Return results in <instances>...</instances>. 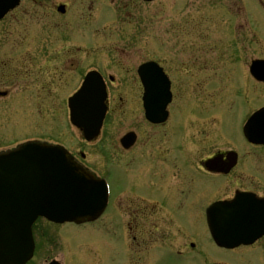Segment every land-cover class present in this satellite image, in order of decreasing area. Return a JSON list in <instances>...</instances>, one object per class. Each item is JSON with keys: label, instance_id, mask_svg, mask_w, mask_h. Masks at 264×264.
Returning <instances> with one entry per match:
<instances>
[{"label": "flooded vegetation", "instance_id": "1", "mask_svg": "<svg viewBox=\"0 0 264 264\" xmlns=\"http://www.w3.org/2000/svg\"><path fill=\"white\" fill-rule=\"evenodd\" d=\"M15 2L13 0L11 4ZM98 3L103 6L98 0H18L16 5H11L0 19V35L4 37L3 39L11 41L15 49L10 60L11 65L5 63L2 67L11 68L15 74L0 75V79L12 81H18L19 78L24 81L33 79V71L36 70L31 47L34 41L45 42L43 45L46 46V54L43 56L46 58L54 54L53 56L58 57L60 61V57L65 54L64 50L74 51V49H64L63 46V50L53 47L60 41L85 39L95 34ZM103 3L112 5L113 0H105ZM144 3L142 0H130L125 5L118 2V7L133 8ZM243 3L247 5L245 1ZM249 4L255 12L264 9V0H250ZM124 54L128 56L126 50ZM210 54L206 49H201L186 55L185 58H177L173 55L170 58L169 71L160 61H155L167 75L172 93V99L166 107L167 117L162 122L153 123L146 117L145 82L152 75L139 74L138 69L147 61L141 62L136 67L134 64H128L127 59L123 64L118 60L117 67L124 75L117 91H111V85L116 84V79L111 75L105 76L99 71L106 83L108 97L107 113L97 137L88 140L81 129L72 125L75 131L73 133L76 135H72L70 143L62 141L51 132L43 134L42 139L39 136L36 138L65 148L78 164L97 177L105 179L108 184V201L103 214L92 222L60 224L38 218L32 226L34 250L32 257L25 264H75V262L102 264L101 256L94 258L89 250L93 249V253L100 254L99 246L86 244L83 247L81 244L77 252L75 248H70V240L73 236L70 235L69 227L88 226L95 228L90 233V237L102 240L100 234L106 236V241L103 240V243L108 247L106 250L108 257L111 253L121 254L120 259L110 258L105 264H180L182 262L253 264L252 258L258 260V264H264V164H256L257 154L264 153V145L251 142L244 134L245 124L257 109L254 108V104L248 103L247 105L251 106L240 121L244 148L241 149L228 141L233 147L224 148L222 144V147L218 144L219 140L221 143L224 141L219 129L222 123L224 100L223 86L220 90L219 74L223 72L224 59L220 53ZM44 66L46 70L40 71L42 77L37 75L35 78H40L38 81L46 79L50 84L61 86L65 81L64 75L68 72L65 66L48 63ZM50 67L52 71L49 70ZM172 67L175 68L174 71ZM210 72L216 74L214 80L209 79ZM129 79L133 83L130 84ZM251 80L253 87L256 80L253 77ZM133 89L135 95L134 98H130ZM180 91L185 96L183 102H177ZM8 94V91H0V98ZM55 95L56 93L51 92L47 96L49 98ZM132 108L137 112L135 115L138 122L129 125L135 129L128 128L116 140L120 149L115 154L112 146L106 147L105 144H101L104 149L102 157L104 160L94 161L87 153L88 146L94 144L106 125L114 128L113 125L118 126L120 122L122 124L123 119L128 117L127 110ZM116 116H124V118L116 119ZM108 118L109 120L115 118L116 124L115 122L112 125L108 124ZM175 124L178 128L180 126L178 139L181 140L180 149L186 154L184 164L170 160L175 132L172 128ZM106 133L109 137L113 134L112 129H106ZM129 133H134L136 140L131 147L125 148L121 140ZM70 137L71 135L69 139ZM212 137L213 140L216 139V143L211 145ZM135 148L140 150L142 158H147L151 163L140 164V169L142 173L153 174L154 179L147 185L143 184V188H152L153 192L138 191L141 184L133 179L129 183L126 182L127 186L123 191L117 193L114 191L113 177L118 171L124 175V179H127L126 176L130 174L134 163ZM195 151L202 153L197 159H193ZM247 152L248 155L254 156L250 158H253L250 160L251 164H241ZM196 177L211 178L216 182L217 194L213 199L189 202L195 193ZM229 185L236 188L233 195L225 196ZM225 202L235 203L232 209L212 208L215 205L223 206ZM190 203L193 204L192 209ZM118 230H120V250L116 246L113 252L110 249L111 240L118 238ZM212 231H216L219 238L229 237L228 233H232L230 237H233L237 244L232 247L217 244L211 234ZM85 233L89 235L88 229ZM204 241L211 243L232 259L227 257L214 259L210 256L208 247L204 246ZM87 250L92 260H87L83 255Z\"/></svg>", "mask_w": 264, "mask_h": 264}, {"label": "rangeland", "instance_id": "2", "mask_svg": "<svg viewBox=\"0 0 264 264\" xmlns=\"http://www.w3.org/2000/svg\"><path fill=\"white\" fill-rule=\"evenodd\" d=\"M98 1L103 6L97 4L95 34L90 38L60 41L53 47L63 50V46L64 49H74V51L64 50L65 54L62 53L63 57H60V61L58 57L53 56L54 54L46 58L43 56L46 54V46L43 45L45 42L34 41L31 47L32 60L36 70L33 71V79L31 81H24L20 78L18 81L0 79V91L9 92L8 96L0 98V151L28 142L33 138L36 139L38 136L42 139V135L49 132L57 135L62 141L70 143L72 135L76 134L73 133L75 131L69 120L67 98L78 89L88 71L96 69L102 71L105 76H113L117 82L111 85V91H117L118 86L122 84L124 75L123 72H120L122 70L117 67L118 60L123 64L127 59L128 64H134L136 67L143 61H160L169 71V69L171 70L170 58L173 55H176L177 58H185L186 55L201 49H206L209 54L212 53L210 55H213L214 52L220 53L224 59L223 72L219 74L220 90L223 86L222 97H224L222 123L219 129L224 141L221 143L219 140L218 144L221 147L223 145L224 148H230L233 146L228 142H231L241 149L244 148L240 121L252 104L256 109L264 106V84L256 82L252 87V77L249 74L251 62L255 59H264V9L255 12L250 7V0H156L133 8L118 7V2L125 5L130 0H113L112 5H104L105 0ZM244 1L247 5L243 3ZM3 38L0 35V75L15 74L11 68L3 69L2 67L5 63L11 65L10 60L15 52L12 42ZM124 50H126L127 57ZM46 59L47 61H45ZM46 63L65 66L68 72L64 75L65 81L62 83V87L59 84H50L49 81L46 82V79L38 81L42 77L40 71L46 70V66L43 67ZM174 69L172 67L173 71ZM49 70L53 69L50 67ZM37 75H40L39 79L35 78ZM208 75L210 80H214L213 77L216 76L213 72ZM70 80L72 81L69 82ZM107 81L109 82L108 79ZM128 82L133 83L130 82V79ZM134 91L133 89L129 95L130 98H134ZM51 92L56 95L48 98L47 95H50ZM184 99L185 96L180 91L177 102H183ZM248 103L251 105H247ZM135 114L137 112L135 108H132L127 110V118L124 116L115 117L116 119L124 118L122 124L120 122L118 126L113 125L114 128L106 125L94 144L88 146L89 157L94 161L104 160V158L102 159L104 149L101 144H105L106 147L112 146L114 154L119 151L120 148L116 140L125 130L134 128L129 124H137L138 120ZM176 114H178L177 111ZM115 118L111 120L108 118V124L112 125L113 122L116 124ZM109 128L112 129L113 134L108 137L106 129ZM172 129L175 132L170 160L184 164L186 154L184 150L180 149L181 140L178 139L180 126L178 128L175 124ZM213 138L210 139L211 145L216 143V139L213 140ZM134 150V163L130 174L126 176L127 179H124V175L118 171L113 177L114 191L120 193L127 186L126 182L129 183L135 179L141 184L138 191L152 193V188H143V184L147 185L149 181L153 180V174L142 173L140 169V164L151 163L147 158L140 156L138 148ZM195 152H193V159L202 155L200 152L197 153L198 151ZM244 156L241 164H251L250 160L253 158H250L254 156L248 155V152ZM117 159L119 160V158ZM256 159V164H264V153H258ZM216 185V182L211 178L196 177L194 179L195 193L189 202H204L213 199L217 194ZM234 188L236 186L229 185L225 196L233 195ZM189 206L190 209L193 208V204L190 203ZM192 221L194 228V214ZM69 228L70 235L73 236L70 240V248H75L76 252L81 244L83 247L86 244H94L99 246L101 253H93V249H89L90 254L94 258H99L100 255L103 259L101 260L102 264L108 263L110 258H121L119 253H111L109 257L107 256L108 247L103 243V240L106 241L105 235L98 232L102 236V240L90 237L94 227ZM86 229H88L89 235L85 233ZM82 235L88 237L83 238ZM119 239L120 230H118V238L111 240L113 248L110 247V249L112 251L116 246L120 250ZM203 243L208 247L209 254L214 259L226 257L232 259L211 243L207 241ZM90 254H88V250L85 254L83 253L87 260H92ZM82 263L85 264V262ZM252 263L258 264L259 262L252 258ZM75 264L78 263L75 262ZM180 264L190 263L182 262Z\"/></svg>", "mask_w": 264, "mask_h": 264}, {"label": "water", "instance_id": "3", "mask_svg": "<svg viewBox=\"0 0 264 264\" xmlns=\"http://www.w3.org/2000/svg\"><path fill=\"white\" fill-rule=\"evenodd\" d=\"M12 1L0 0V19ZM139 72L152 75L145 82L147 118L153 123L162 122L172 97L170 82L154 62L143 65ZM250 72L264 82V60H254ZM106 96L102 78L97 72H91L81 89L69 99L71 121L83 128L88 140L99 134L106 112ZM250 124L254 126L252 131ZM245 132L255 133L253 141L264 143V108L257 111ZM135 140L134 133H129L121 142L129 148ZM106 200L104 181L81 168L61 148L26 143L0 152V264H24L30 259L31 226L38 217L59 223L93 221L104 211ZM217 207L227 208L229 204Z\"/></svg>", "mask_w": 264, "mask_h": 264}]
</instances>
